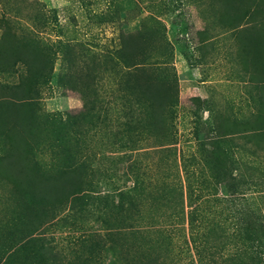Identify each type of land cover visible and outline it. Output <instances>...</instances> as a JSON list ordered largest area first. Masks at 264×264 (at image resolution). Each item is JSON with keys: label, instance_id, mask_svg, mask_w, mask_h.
<instances>
[{"label": "rangeland", "instance_id": "1", "mask_svg": "<svg viewBox=\"0 0 264 264\" xmlns=\"http://www.w3.org/2000/svg\"><path fill=\"white\" fill-rule=\"evenodd\" d=\"M28 81L27 162L63 169L78 115L83 184L20 188L0 126V264L264 258V0H0V100Z\"/></svg>", "mask_w": 264, "mask_h": 264}, {"label": "trees", "instance_id": "2", "mask_svg": "<svg viewBox=\"0 0 264 264\" xmlns=\"http://www.w3.org/2000/svg\"><path fill=\"white\" fill-rule=\"evenodd\" d=\"M42 69H46L45 67ZM40 69V70H42ZM36 68L34 74L36 75L37 71H40ZM137 77V76H136ZM138 80H140L138 76ZM31 81V80H30ZM30 81L25 83L23 86L25 90L22 92L21 89L18 91L17 94H12L10 96L9 93H4L3 99L0 100V109H6L5 112H2L6 119L0 121V126H3L4 133L7 134L8 143H10V153L14 157V164H16V176L15 182L19 184V187L24 189V187L31 189L33 188V192L37 193L38 195H42L43 193L42 184L49 181L52 184V187L55 189L53 192L56 195L58 191V186L67 185L71 187H81L83 184V178L79 175V172L75 166L72 165L74 162L71 161L75 160V152L71 148L69 142H71V133L77 132L79 134L80 124L78 121V115H70L67 117L66 120L61 119L59 122V126L56 127V139L59 141L62 140L63 143H59L56 147H60L62 152H66L65 155V163L63 164V169L59 170L58 173H53L49 169L46 171H42L41 167L36 164H30L29 156L31 155L30 151L32 150V142L28 135V124H30L29 118H23V111H26L30 108L33 104L27 100V97L31 98L33 94L32 90L37 85L41 84H33ZM35 82V81H34ZM61 86L65 87L64 83V76H61ZM22 87V86H21ZM27 95V96H26ZM23 97V98H22ZM157 99L155 97L149 99ZM11 109V111H10ZM69 139V140H68ZM222 138H220L221 140ZM78 141V140H76ZM64 144V145H63ZM11 156V155H10ZM217 161L221 164L222 167L225 169L228 167L227 159L224 157H217ZM78 176V177H77ZM77 177V178H76ZM228 175L224 176V180L228 179ZM235 178V177H233ZM232 179V178H231ZM47 181V182H46ZM228 181V180H227ZM25 190V189H24ZM52 190V189H51ZM37 195H35V198ZM114 202V201H113ZM124 206V205H122ZM257 220L255 218L246 220L244 223V230H246V238L245 242H251L253 248L260 247L264 241V226L263 224L257 225ZM167 233H165V229H156L150 232V237L154 240H163ZM93 245L99 244L97 240L92 242ZM256 244V245H255ZM166 245H169L167 243ZM170 246V245H169ZM160 257L163 253H166L165 250H161ZM258 264H264V258H256L255 259ZM55 258H49L45 260L46 264L52 263L55 264ZM150 261H155L154 258H150ZM147 262L142 258H139V261L135 262V264H146Z\"/></svg>", "mask_w": 264, "mask_h": 264}]
</instances>
